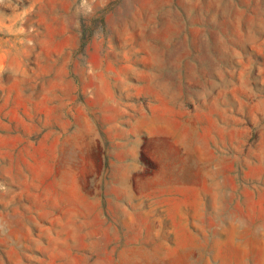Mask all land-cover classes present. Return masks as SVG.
I'll use <instances>...</instances> for the list:
<instances>
[{"label":"rangeland","instance_id":"rangeland-1","mask_svg":"<svg viewBox=\"0 0 264 264\" xmlns=\"http://www.w3.org/2000/svg\"><path fill=\"white\" fill-rule=\"evenodd\" d=\"M0 264H264V0H0Z\"/></svg>","mask_w":264,"mask_h":264}]
</instances>
